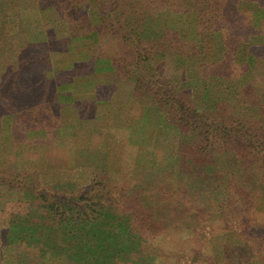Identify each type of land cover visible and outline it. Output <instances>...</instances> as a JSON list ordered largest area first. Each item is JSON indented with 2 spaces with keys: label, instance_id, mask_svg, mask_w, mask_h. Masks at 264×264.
<instances>
[{
  "label": "trees",
  "instance_id": "16d2710c",
  "mask_svg": "<svg viewBox=\"0 0 264 264\" xmlns=\"http://www.w3.org/2000/svg\"><path fill=\"white\" fill-rule=\"evenodd\" d=\"M99 65L131 101L92 135L114 161L63 145L60 87ZM262 193L264 0H0V264L9 246L12 264H264ZM236 205L254 208L237 234Z\"/></svg>",
  "mask_w": 264,
  "mask_h": 264
},
{
  "label": "crops",
  "instance_id": "0c3cea01",
  "mask_svg": "<svg viewBox=\"0 0 264 264\" xmlns=\"http://www.w3.org/2000/svg\"><path fill=\"white\" fill-rule=\"evenodd\" d=\"M98 72L95 71L92 76L87 79H83L82 76L75 77L71 84L66 86H61L62 91L65 96H72L69 105H66L67 116L66 121L72 124V128H67L73 130L75 135L73 137L66 138L63 141V145L67 150H72L75 148L81 149L84 147H99L100 150L105 153V157L108 152H113V148L117 147L119 150L121 148L120 141H116V138L110 136L105 139V136L101 143H95L93 140V133L97 132L99 135L106 133V124L110 122L113 117L118 118V122L121 124L122 118L129 120L131 101L129 98V89L122 82H117L114 80L113 75L107 76V72L103 70L106 69L104 65H99ZM117 96V98H116ZM146 110L147 108L142 107L138 118L131 119L129 125L138 127L141 123L146 121ZM129 113V114H128ZM128 114V115H127ZM127 115V117H126ZM135 116V114H132ZM81 117L88 118L91 117L101 118L100 123L97 124V130L90 132L91 126H86L83 128H78L75 126L76 120L79 121ZM109 140V142H107ZM135 147V146H133ZM117 152V155L118 156ZM107 159V158H106Z\"/></svg>",
  "mask_w": 264,
  "mask_h": 264
},
{
  "label": "rangeland",
  "instance_id": "374dc122",
  "mask_svg": "<svg viewBox=\"0 0 264 264\" xmlns=\"http://www.w3.org/2000/svg\"><path fill=\"white\" fill-rule=\"evenodd\" d=\"M23 15V18L25 19V20H27V21H29V22H31V21H33V22H35V19H37V18H40L41 16L40 15H37V14H35V11L34 10H25L24 11V14H22ZM174 20V19H173ZM14 21L16 22V24L18 23L17 22V19L15 20L14 19ZM13 23V22H12ZM174 25L175 27H178V28H182V22H180V21H178L177 19H175L174 21H172L169 25ZM13 25V24H12ZM12 27V26H11ZM13 28V27H12ZM10 30V29H9ZM206 47V46H205ZM195 82H196V80H195ZM147 121H148V118H147ZM76 124V123H75ZM148 128H149V126H148ZM31 135H33V133L31 134ZM113 150V154L114 155H112L111 156V160H115V158H117V152H118V149H117V147H115V148H113L112 149ZM145 159V158H144ZM144 164H145V166L148 164L147 162H146V160H144ZM155 166H156V169H160L161 167H160V163H157V164H155ZM152 167V166H151ZM150 168V167H149ZM262 194H264V193H262ZM264 196V195H263ZM227 203V202H226ZM226 203L225 202H223V205H224V207L226 208L227 206H226ZM251 206H247V207H242V206H237L236 205V207L234 208V210L231 212V215L229 214V213H225V211H224V213H223V215L225 216V217H227V218H230L231 219V221L233 222V227H234V230L236 231L237 230V228H239V227H237L238 226V220L236 219L237 217H239V218H241L242 217V215H241V213L242 214H246V216H247V218L246 217H244V219H248V215H249V213L250 212H252L253 213V209L254 208H250ZM228 209H230L229 207H228ZM224 210V209H223ZM220 211H222V210H220ZM256 211H264V197L263 198H259V200H258V202H257V209L255 210V212ZM223 212V211H222ZM254 217L256 216L258 219H256V222H257V224H259V229L258 230H261L262 228L264 229V213H262V214H259V213H254V214H252ZM251 215V216H252ZM232 216V217H231ZM236 217V218H235ZM252 220H253V217H252ZM238 231V230H237ZM237 231L236 232H234L235 234H237ZM234 233H232V234H230L229 236H227L226 234L225 235H222V236H212L211 237V242H212V246H213V252H214V256H215V259L216 260H221L222 259V257H223V249H222V245L225 243V241L227 240H225V238H233L234 236L236 237V235L234 234ZM240 241V242H239ZM239 241H237V242H234V245H235V247H233L232 248V250H233V252H236L237 251V249H236V245H239V244H242V241L241 240H239ZM233 244V243H232ZM11 248L12 247H7L6 248V250H5V252H6V256H5V264H12L13 262H14V260H15V257L13 256L14 255V251L13 250H11ZM176 257H178V256H176ZM250 257H252V256H245V257H242L241 259H239L240 261H243V260H248V261H245L246 262V264H255V263H252L251 261H250ZM179 264H205V262L204 261H198V262H195V263H192V262H190V260H187V261H185V260H181L180 262H179Z\"/></svg>",
  "mask_w": 264,
  "mask_h": 264
}]
</instances>
